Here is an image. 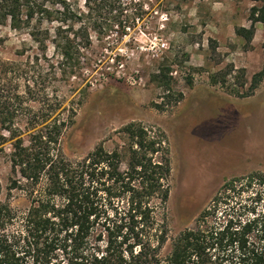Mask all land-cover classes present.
Here are the masks:
<instances>
[{
    "label": "rangeland",
    "instance_id": "obj_1",
    "mask_svg": "<svg viewBox=\"0 0 264 264\" xmlns=\"http://www.w3.org/2000/svg\"><path fill=\"white\" fill-rule=\"evenodd\" d=\"M64 1L71 12L88 11L86 0ZM261 1L108 0L98 5L91 0V15L82 20L90 26V44L84 47L78 33L74 74L59 72L61 57L53 41L62 24L55 18H63V9L48 2L49 18L37 15L17 28L9 21L0 25V65L29 62L52 102L60 100L66 108L62 116L74 109L60 138V149L71 160L102 144L120 152L124 170L128 142L122 128L136 122L163 131L170 192L156 215L159 221L166 218L168 235L174 237L195 227L196 216L224 180L264 173V76L246 95L263 65L264 24L255 23L247 39L236 33L250 29V9ZM161 42L164 48H158ZM167 69L168 87L152 81ZM8 173L1 157V199ZM11 204L23 210L28 201L18 195Z\"/></svg>",
    "mask_w": 264,
    "mask_h": 264
},
{
    "label": "trees",
    "instance_id": "obj_2",
    "mask_svg": "<svg viewBox=\"0 0 264 264\" xmlns=\"http://www.w3.org/2000/svg\"><path fill=\"white\" fill-rule=\"evenodd\" d=\"M48 2L63 9V18H55L62 24L53 41L59 72L74 74L78 33L84 47L90 44V26L82 20L91 15V0L85 1L86 14L71 12L64 0H0V25L9 21L17 28L37 15L49 18ZM68 19L72 22L64 28ZM249 20L250 29L236 30L244 39L255 23L264 24V0L251 7ZM166 72L158 71L152 81L168 87ZM263 76L264 43L263 65L247 96ZM38 77L29 62L0 65V158L9 166L4 199L0 186V264H264V173L224 180L196 216L195 227L169 237L166 218L159 221L156 215L170 192L164 132L136 122L125 125L124 170L120 152L102 144L71 160L62 153L60 138L75 111L63 117L66 108L60 100L52 102ZM18 195L28 201L23 210L11 204ZM168 240L170 250L162 255Z\"/></svg>",
    "mask_w": 264,
    "mask_h": 264
},
{
    "label": "built area",
    "instance_id": "obj_3",
    "mask_svg": "<svg viewBox=\"0 0 264 264\" xmlns=\"http://www.w3.org/2000/svg\"><path fill=\"white\" fill-rule=\"evenodd\" d=\"M161 47H162V48L165 47V43H164V42H161V43H160V46L158 45V48H161Z\"/></svg>",
    "mask_w": 264,
    "mask_h": 264
}]
</instances>
